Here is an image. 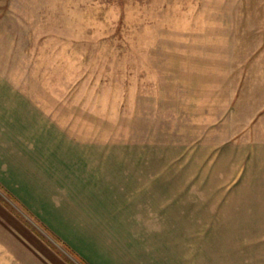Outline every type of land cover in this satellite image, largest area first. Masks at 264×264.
Returning a JSON list of instances; mask_svg holds the SVG:
<instances>
[{
    "label": "crops",
    "instance_id": "0c3cea01",
    "mask_svg": "<svg viewBox=\"0 0 264 264\" xmlns=\"http://www.w3.org/2000/svg\"><path fill=\"white\" fill-rule=\"evenodd\" d=\"M9 67L0 59V264H264L248 239L264 232V81L240 73L211 113V94L175 90L177 137L136 141L61 124Z\"/></svg>",
    "mask_w": 264,
    "mask_h": 264
},
{
    "label": "rangeland",
    "instance_id": "374dc122",
    "mask_svg": "<svg viewBox=\"0 0 264 264\" xmlns=\"http://www.w3.org/2000/svg\"><path fill=\"white\" fill-rule=\"evenodd\" d=\"M0 31L1 61L43 110L120 139L177 137L175 90L211 94V113L240 73L264 81V0H0ZM248 239L264 252V232Z\"/></svg>",
    "mask_w": 264,
    "mask_h": 264
}]
</instances>
